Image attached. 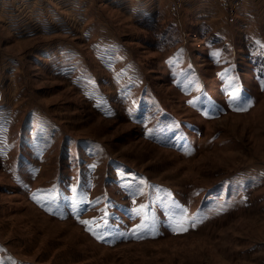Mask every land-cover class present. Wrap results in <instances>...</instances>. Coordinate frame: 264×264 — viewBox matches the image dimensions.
I'll use <instances>...</instances> for the list:
<instances>
[{
	"label": "rangeland",
	"instance_id": "obj_1",
	"mask_svg": "<svg viewBox=\"0 0 264 264\" xmlns=\"http://www.w3.org/2000/svg\"><path fill=\"white\" fill-rule=\"evenodd\" d=\"M194 1L0 22V264H264V0Z\"/></svg>",
	"mask_w": 264,
	"mask_h": 264
},
{
	"label": "crops",
	"instance_id": "obj_2",
	"mask_svg": "<svg viewBox=\"0 0 264 264\" xmlns=\"http://www.w3.org/2000/svg\"><path fill=\"white\" fill-rule=\"evenodd\" d=\"M20 1H24V0H0V22L3 20L5 22V17L6 16H10L11 19L8 20L7 22H5L6 24H8V26L12 27V23L15 24V20H17V17H13L10 14V11L13 12L15 9L14 8H18L19 7V2ZM129 1H133V0H129ZM155 4V1L157 0H152ZM206 1V2H204ZM72 2L76 3V6H84V4H86L87 0H72ZM194 2H198V6L196 8H199L198 10H196L197 12H204L207 10V8L209 7V5H211V3L208 0H195ZM111 3V0H108V4ZM137 4V3H136ZM135 5V4H134ZM136 11V10H135ZM145 12V11H144ZM207 12V11H206ZM15 19V20H14ZM28 20L31 19V17L27 18ZM24 20H21L20 22H23ZM75 20H71V19H67L66 22L68 23H73ZM77 22V21H76ZM9 33L12 35L13 32L9 31ZM9 34V35H10ZM99 36V35H98ZM16 37V36H15ZM18 38V37H17ZM113 42V41H112Z\"/></svg>",
	"mask_w": 264,
	"mask_h": 264
},
{
	"label": "snow or ice",
	"instance_id": "obj_3",
	"mask_svg": "<svg viewBox=\"0 0 264 264\" xmlns=\"http://www.w3.org/2000/svg\"><path fill=\"white\" fill-rule=\"evenodd\" d=\"M237 99H238L237 93L234 92L233 96H232L233 102H236ZM242 103L243 104H247L248 102L246 100H242ZM237 110H244V108L243 107L237 108ZM142 207L143 206H141V208ZM145 221H147V217L145 218ZM81 222L84 223V224H91L92 223L91 221H87V220L81 221ZM175 225L176 226H175L174 230L177 231V232H183V231H187L188 230V227L185 225V218H183V217L178 219V220H176ZM191 226L195 227L196 226V221L192 222ZM97 227L107 228V221L105 220L103 225H97ZM150 227H154V223H153V225H149L147 222H142L140 225L136 226V230L148 229ZM136 230H134V233H135ZM89 231H93L94 234H95V230L93 228L90 227ZM98 238L99 239H103L104 237L102 235H99Z\"/></svg>",
	"mask_w": 264,
	"mask_h": 264
},
{
	"label": "built area",
	"instance_id": "obj_4",
	"mask_svg": "<svg viewBox=\"0 0 264 264\" xmlns=\"http://www.w3.org/2000/svg\"><path fill=\"white\" fill-rule=\"evenodd\" d=\"M185 1L186 0H168L169 8L173 12V14H177L178 12H180L181 8L183 7L182 5L185 3ZM241 1L242 0H217V3L221 5L226 11H230L231 14H235L238 12V9L243 3V1Z\"/></svg>",
	"mask_w": 264,
	"mask_h": 264
}]
</instances>
